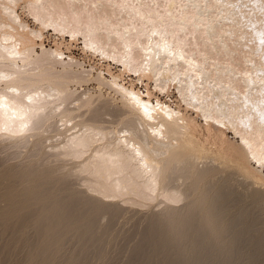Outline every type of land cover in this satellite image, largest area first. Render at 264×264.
<instances>
[{
	"label": "bare ground",
	"instance_id": "obj_1",
	"mask_svg": "<svg viewBox=\"0 0 264 264\" xmlns=\"http://www.w3.org/2000/svg\"><path fill=\"white\" fill-rule=\"evenodd\" d=\"M17 3L0 0L14 264H264V0H24L37 29Z\"/></svg>",
	"mask_w": 264,
	"mask_h": 264
},
{
	"label": "rangeland",
	"instance_id": "obj_2",
	"mask_svg": "<svg viewBox=\"0 0 264 264\" xmlns=\"http://www.w3.org/2000/svg\"><path fill=\"white\" fill-rule=\"evenodd\" d=\"M20 2V4L19 3H17L18 5H17V7L16 6H14V7H16V8H14V9H16L15 10V12L17 13V12H19L18 14H19V17L25 22L26 21V24H30L29 25V27H31V28H35V29H37V27H39V25H38V23L37 22H35L34 21V19H33V16H32V14H31V11L25 6V3H24V0H23V4L21 3L22 2V0L21 1H19V0H16V2ZM16 4V3H15ZM22 5V6H21ZM23 7H25V9L23 8ZM22 10V11H21ZM29 10V11H28ZM28 11V12H27ZM24 12H25V14H24ZM24 14V15H23ZM32 17H31V16ZM25 18V19H24ZM47 28V27H46ZM42 31H43V33H42ZM51 32V33H50ZM41 33L45 36V37H42V40L44 41L43 43L46 45V47L47 46H50V47H54V45H57V46H59L60 47V49L62 50L64 47L63 46H65L66 44V42H67V37H62V38H60L61 36L58 34L57 35V32H54L53 31V33H52V31L51 30H49L48 28L47 29H45V27H43L42 29H41ZM56 34V35H55ZM42 35V36H43ZM57 37V38H55V37ZM43 38H46V39H43ZM48 39V40H47ZM54 39V40H53ZM64 39H66V40H64ZM46 40V41H45ZM59 40V41H58ZM64 40V41H63ZM79 41H80V39H79ZM78 40L75 42L74 41V44H73V42H71V46H74V48H70V51L72 52V54L74 55V57L80 62V61H82V66L84 67V68H89V66H92L95 70L96 69H99L100 67H102L103 68V66L106 64V62L105 61H103L102 62V60H98L95 56H91V54H89L88 52H84V51H82L81 50V43L79 42ZM60 42V43H59ZM61 42H62V44H61ZM65 42V43H64ZM51 43H53V44H51ZM57 43H59V44H57ZM66 47V46H65ZM76 47V48H75ZM36 49H39L38 47L36 48ZM63 51V50H62ZM68 50L66 49L65 50V48H64V54H66V52H67ZM84 52V53H83ZM92 57V58H91ZM100 61V62H99ZM102 63H103V65H102ZM111 64V65H110ZM109 64V67L110 66H112L110 69L113 71V72H118V69H119V66H117L116 64H113V63H110ZM123 74V73H122ZM125 74V73H124ZM121 75V74H120ZM127 77V78H126ZM122 78L126 81V80H128V75H122ZM133 79V78H132ZM132 81H135V79L134 80H132ZM144 82V81H143ZM137 84H136V86L138 87V89H140L141 91H143L144 92V86L143 85H141L140 83L138 84V81L136 82ZM148 85L151 87L152 86V84L149 82L148 83ZM90 86H92V84H90V85H87V86H83V88H85V87H87V88H89V89H91V87ZM82 89V87L81 88H79L78 90H81ZM91 91V90H90ZM173 91L174 90H172V92H171V96H170V98L168 97L167 98V96H164L165 94L163 93V92H161V91H157V90H155L154 91V94H156L157 92H159V94L157 93L156 94V96H159L160 97V99L162 100V101H169L170 99H173V100H175L176 99V94H175V92L173 93ZM172 97V98H171ZM167 98V99H166ZM3 147H0V167H2L3 165H10V164H16V162L21 158V156H22V151H20V149H8V148H5V149H2ZM5 150V151H4ZM8 150V151H7ZM17 150V151H16ZM7 152V153H6ZM15 153V155H13ZM19 153V154H18ZM17 154V155H16ZM14 156H16V157H14ZM19 157V158H18ZM15 159V160H14ZM67 165V164H66ZM20 166V165H19ZM19 166H18V168H19ZM238 179H241V177L239 176L238 177ZM75 182L77 181L78 182V180H74ZM74 181H71L72 182V184H73V186L74 187H80L77 183H73ZM240 182V181H239ZM239 182H236V184L233 186L234 188H237L238 190H242L244 187H245V183H243V182H240V184H239ZM236 186V187H235ZM253 205H250V207H252ZM129 207H131V206H129ZM136 207V206H135ZM132 208H134V206H132ZM138 210H142V211H144L146 208H144L143 207V209L141 208V207H136ZM141 208V209H140ZM100 212H106V215H109V213L111 212V209L110 208H106V207H103L102 208V210L100 211ZM102 213L100 214V215H102ZM99 214V213H98ZM100 215H98V216H100ZM103 220L105 221L106 220V218H103ZM122 220V219H121ZM121 220H119L118 219V221H120V222H118L117 221V224L119 225V224H122L123 223V221H121ZM125 221H126V218L124 219ZM8 234H10L9 232H7V234L5 233V234H3V235H0V239H2L3 237H5L6 236V238L8 239V241H9V243H11L10 244V246H9V248L11 249V251H10V249H8V247H6L5 249H3V248H0V249H2L3 251H4V254H2L3 253V251L2 250H0V257H1V259L2 260H0V264H10V262H11V264H14V261H16V260H20L21 258H20V255H19V253L17 252L18 251V248L16 247V245H18L19 244V240L17 239V236L16 237H14V238H12V237H10L11 236V234H10V236L8 235ZM8 235V236H7ZM9 237V238H8ZM6 238H3V239H6ZM12 238V239H11ZM0 240V241H5V240ZM6 239V240H7ZM16 239V240H15ZM14 242H13V241ZM17 241V242H16ZM2 242H0V246H1V243ZM15 243V244H14ZM13 245V246H12ZM14 247V248H13ZM8 251V252H7ZM13 252V253H12ZM16 252H17V255H16ZM5 254H6V256H5ZM4 255L5 257L3 258L2 256ZM15 255V256H14ZM9 258V259H8ZM20 258V259H19ZM5 259H7V261L5 260ZM12 259V260H11ZM5 260V262L4 263H1L2 261H4ZM62 262H56V264H61Z\"/></svg>",
	"mask_w": 264,
	"mask_h": 264
},
{
	"label": "snow or ice",
	"instance_id": "obj_3",
	"mask_svg": "<svg viewBox=\"0 0 264 264\" xmlns=\"http://www.w3.org/2000/svg\"><path fill=\"white\" fill-rule=\"evenodd\" d=\"M183 57H181L182 59ZM10 91H15L14 89H10ZM29 99H31V97H29ZM9 100L7 96H0V106L4 107V108H8L9 107ZM146 110V109H145ZM7 130V129H5Z\"/></svg>",
	"mask_w": 264,
	"mask_h": 264
}]
</instances>
